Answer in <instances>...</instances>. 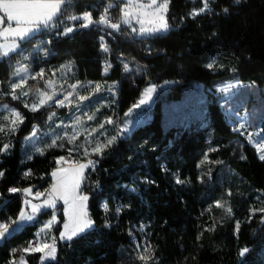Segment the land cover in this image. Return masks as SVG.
<instances>
[{
  "label": "trees",
  "instance_id": "1",
  "mask_svg": "<svg viewBox=\"0 0 264 264\" xmlns=\"http://www.w3.org/2000/svg\"><path fill=\"white\" fill-rule=\"evenodd\" d=\"M72 1L77 6L69 5L68 14L87 9L98 19L100 8L112 0ZM202 6L201 0H169L168 31L132 40L101 24L79 27L80 21L64 35V20L2 58L0 83L5 85L22 53L47 41L46 65L71 63L77 80L117 83V118L136 104L148 84L165 88L151 120L96 155V171L87 169L82 191L93 227L71 239L59 238L56 259L43 262L41 253L23 251L40 227L39 222L28 224L0 244V264H16L20 258L29 264H264V160L206 91L227 80L241 81L237 99L254 124L264 126V0H211L212 15L193 18L190 13ZM103 36L113 51V69L106 74L99 45ZM124 59L143 63L147 74L131 69L124 74ZM0 103L23 116L13 147L8 154L0 151V221L10 222L22 209V191L47 185L56 160L70 154L52 147L25 161L22 139L35 127L45 128L52 112L64 111L55 105L30 111L9 96ZM4 145L0 141V148ZM11 187L19 191L9 193ZM118 205L124 209L121 215L115 211ZM141 221L149 224L146 261L126 233Z\"/></svg>",
  "mask_w": 264,
  "mask_h": 264
},
{
  "label": "rangeland",
  "instance_id": "2",
  "mask_svg": "<svg viewBox=\"0 0 264 264\" xmlns=\"http://www.w3.org/2000/svg\"><path fill=\"white\" fill-rule=\"evenodd\" d=\"M192 1H196V0H192ZM135 2L136 0H133V3ZM199 9H194V10H199ZM129 11L132 13L131 16L133 18L137 17L138 13L133 8L130 7ZM121 17H122V5H121ZM141 18L143 17L141 16ZM76 22L77 21H67L66 27L68 26L74 27L76 26ZM122 25L129 31V33L132 36L137 37L136 32L133 31L130 26H127L124 23H122ZM150 26L151 25L145 23L144 27H150ZM55 28L56 26L50 27L48 28V30L53 31ZM167 31L164 32L166 33ZM160 32L161 31L153 32L151 33V35L154 36L156 34H160ZM48 45L49 44L47 41L39 40L38 44H36L34 48L30 50H25L22 53L21 58L13 64V73L11 79L5 85L0 83V93H3L0 94V99H2V97L5 96L11 97L6 93H8L9 91L10 83L18 82L21 79V76L16 75L18 69L22 67H26L28 69V72L24 73L23 75L29 77L43 70L45 74L43 79H40L39 77H37V79L35 80L31 78L28 79L25 88L26 90L29 91V95L26 97H22L19 100L22 101L23 104L25 102L29 104L36 102L37 100L36 94L38 91H47L48 94L51 95L52 90L47 88L45 81L52 80L55 82V91L59 95H57L53 101H49L44 106L40 107V109L43 107L55 105L58 106L60 109H62L64 112L62 114H59L56 111L52 112L50 114L51 119H49V123L45 128L35 127L34 130L29 135L25 136L22 139L23 157L25 161H29L35 155L43 154L47 149L52 147L66 150L70 155H74L77 157V162L73 164H66L63 157L58 158L56 160V165H57L56 168L52 170V172L48 176L49 182L47 185L42 187L32 186L26 188V189H31V195L26 194L24 192L25 189L21 193L22 206H23L22 210L31 214L33 216V219L23 220V221H19V219H17L18 223L11 224L9 231L11 232L13 228L18 229V227L27 223L31 224L34 222H39L40 227L37 234L38 236L41 235L43 237L41 244L44 243L52 244L51 239L53 236H57L58 239L61 238V234L65 232L64 225L70 224L68 216L66 215L68 205H66L62 199L56 198L54 207H49L48 204L46 203L53 195L51 191L53 185L57 183V180L52 176V173L60 170L62 175H69L72 172V170L77 169L79 165L87 164L89 160H92L96 155H98L92 152V148H94L97 143H105L107 139H110L111 137H116L114 141L115 143L119 135L123 133L129 134L138 126L148 123L151 120V110L155 104L156 98L162 93V90L165 88V87L162 88L155 86L152 83L148 84L143 88L141 95L135 105H137L139 101L143 98L144 92L146 91L147 88L155 87V91L151 94V99L146 104L140 105L139 107H135V105H133L125 113V115H123L121 118H117L113 110V107L117 101V90H118L117 83L77 80L75 71L73 69V65L71 63H64L62 65H46L45 63L48 58V51H49ZM20 49H21V44L18 50ZM13 53H10V55ZM35 63L39 65L37 71L34 70ZM125 64H127L128 68L134 71L137 75L143 76L147 74V69L145 65L141 62L135 63L131 60L124 59L123 66ZM77 84L80 85V87L75 89V93L77 95L72 96V103L70 105H67V102H66L67 106H63V107L55 104V100L62 99L65 94L73 91V89L70 87L71 85H77ZM97 84L100 85L99 91H96L94 87ZM243 87L244 84L241 81L227 80L222 83H219L213 89H207L206 91L210 95H212L213 98L220 104L227 118V121L231 125L233 130L236 133H239L242 137L246 139V141L249 144H251L253 147L256 148V146L253 143L249 142L247 133L254 132L255 130L259 129L260 125L254 124L255 122L252 120L248 110L245 108L242 101L237 99V94L240 92V90ZM22 90L24 89H18L17 94H19V92ZM78 96H84L87 97V99L81 101L78 99ZM5 105L7 106V108H4ZM8 109H14L18 111L16 108H14L13 106L7 103H0V126L5 127L6 129L4 132H0V141L4 142L5 145H8L7 151H2L3 154H8L11 148L13 147V143L16 139V133L18 132L21 125V123H18L14 131L8 130V128L10 127L9 120L12 119V117L9 115ZM53 113L55 114L54 116L52 115ZM89 115H93L95 119L91 121L87 120V116ZM5 117H8V119H5ZM77 119H80L81 121H83V123L76 127H73V125L76 124ZM108 119H111L112 121L111 124L105 123V121ZM245 122H248L251 125V127H248L246 131L240 127L241 124H244ZM101 123L104 124V127L102 129H99V125ZM92 128H97L99 129V131L89 136L86 129L90 130ZM122 129H127V130L122 131ZM76 133H79L77 138L75 140L70 141L69 138ZM252 139L256 140L257 137L253 135ZM53 141H55V143H53ZM85 148L88 149V153H89L88 155L84 154ZM106 148H104L103 151ZM257 154L260 158V153L258 151ZM61 158H63V160H61ZM88 168L89 166L83 170L82 178L80 179L79 188L77 190L78 195L87 196L82 191V183ZM26 173H29V171H26ZM129 189L135 191V189L131 187ZM37 193H39L40 195L37 196L36 195ZM26 200L30 201L31 204L40 205L41 207L39 208V211L33 213L30 205L25 204ZM85 203H86L87 218L91 220L92 223L90 226L85 227L83 231L77 232L76 235L74 236L84 233L93 227V221L89 214L88 199ZM122 207H123L122 205L117 206L115 210L117 215L119 214L121 215L122 212L124 211ZM102 208L104 209L107 215H110V210L106 203L102 205ZM54 217L55 219H53ZM106 225L110 226L111 221H107ZM71 227L72 225L70 224V228ZM148 227H149L148 223L141 221L138 224L130 225L127 228L128 230L126 233L129 234V237L131 238L133 246L137 251L139 257H141V255H147V256L149 255V252L145 253V248L146 247L149 248ZM6 236H10V235H6ZM3 242L4 239L0 240V244H2ZM137 245H139V247H137ZM56 252H57V248H56ZM27 253H41V252L31 251ZM41 255L43 256V253H41ZM55 259H56V254H55ZM55 259L45 258L43 262H49ZM22 262L23 264H29L26 258H20L19 260H17L16 264H22Z\"/></svg>",
  "mask_w": 264,
  "mask_h": 264
},
{
  "label": "snow or ice",
  "instance_id": "3",
  "mask_svg": "<svg viewBox=\"0 0 264 264\" xmlns=\"http://www.w3.org/2000/svg\"><path fill=\"white\" fill-rule=\"evenodd\" d=\"M72 0H0V58L8 57L10 53L16 52L20 48V41H23L33 35L36 31L43 28L55 27L57 22L67 21H80L79 27L87 28L91 24H101L106 25L116 31L120 30L121 22L124 24H129V17L132 13L129 11V7L133 8L137 13V22L141 24V28L139 29L141 34L145 33H153L159 31H167L169 28V23L166 18V13L168 10L169 0H147V2H141V0H136L133 3V0H127L126 6L122 9V17L121 22H112V19L109 17L108 12L112 7V4L109 3L105 8L103 14L99 16L98 19H93L91 12H84L80 15L76 14H68V7L71 4ZM202 7L199 10H194L190 15L195 18L202 13H206L211 11L210 8V0H201ZM239 3V0H236ZM225 12L228 11L227 8L224 9ZM141 16L143 18H141ZM145 23L151 25L150 27H144ZM136 31L135 28L132 29ZM74 31V27L68 26L65 28L62 34L67 35ZM103 50L107 51V46L102 45ZM211 67V65H209ZM125 71H129L128 65H124ZM70 70V68H69ZM107 68H105V74L107 73ZM28 69L26 67H22L17 70L16 75L21 76V79L18 82L9 84V91L6 93L10 95L12 99L19 100L22 97H26L29 95V91L26 90L25 86L27 85L28 79L31 78L33 80L39 77L40 79L44 78V72L41 70L39 73L34 75L26 76L23 75L27 73ZM54 74V73H53ZM45 84L48 89L52 90V94L49 95L47 91H38L36 96V102L31 104L25 102L24 106L29 108L30 111H39L40 107L44 106L47 102L53 101L58 93L55 91V82L52 80H46ZM73 91L68 92L63 96L62 99L55 100V104L63 107L70 105L72 103V96L77 95L75 93V89L80 87V85H71L70 86ZM96 91H99L100 85L97 84L94 86ZM18 89H24L17 94ZM155 91V87H149L144 92L143 98L139 101L135 107H139L140 105L146 104L151 99V94ZM3 94V93H0ZM78 99L83 101L87 99L84 96H78ZM67 102V105H66ZM4 108H7L5 105ZM9 115L12 119L9 120L10 127L8 130L14 131L15 127L18 123L23 122V116L19 111L14 109H8ZM55 115L54 113L52 114ZM51 119V117H49ZM8 119V117H5ZM95 119L93 115L87 116V120L91 121ZM83 121L80 119L76 120V124L73 127H76L82 124ZM105 123L111 124V119L105 121ZM104 124L101 123L99 125V129H102ZM242 129L246 131L248 127L251 125L248 122L241 124ZM97 128H92L90 130L86 129L88 135L91 136L95 132L99 131ZM5 127L0 126V132H4ZM127 129H122V131H126ZM79 133L74 134L70 137V141L75 140ZM255 135L257 137L256 140H253L252 137ZM247 137L250 143H253L257 151L260 153V159L264 160V126H261L259 129L254 132H248ZM116 137H111L107 139L105 143H97L94 148H92V152L96 154L102 153L103 149L114 143ZM55 143V141H53ZM8 145H4L3 148H0V151H7ZM84 154L88 155V149H84ZM63 160V158H61ZM59 163V162H58ZM95 162L89 160L87 164H81L77 169L72 170L69 175H62L60 170L52 173V176L56 178L57 183L52 187L53 195L46 202L49 207L55 206V199L59 198L64 201L66 205H68V209L66 215L68 216L69 222L72 225L70 228V224H65V232L61 234V239L67 238L71 239L72 236L76 235L77 232L83 231L85 227L91 225V220L87 218L86 211V201L88 199L87 196L78 195L77 190L79 188L80 179L82 178L83 170L88 166H94ZM31 173H26V175H30ZM0 176H3V173L0 172ZM178 183L181 181L177 180ZM11 192L19 191L16 188L9 189ZM24 192L28 195H31V189H25ZM37 196L40 194L37 193ZM26 205H30L33 213L39 211L40 205L31 204L30 201H25ZM216 207H223L220 202H217ZM227 212H231L230 208L226 209ZM19 221L23 220H31L33 216L26 211L22 210L19 213L18 217ZM55 219V217L53 218ZM17 220H12L10 222L0 223V240L6 238V235H11L12 232H15L17 229L13 228L10 232L11 224H17ZM238 227V226H237ZM54 239V238H53ZM139 247V245H137ZM25 252L37 251L43 253L41 260L43 261L45 258L55 259L56 248L55 244H40L37 243V246L33 248L31 244L27 249H24ZM150 248H145V253L149 252ZM248 251L247 248L241 251V255H244ZM140 259L147 260L149 257L147 255H141ZM23 264V262H22Z\"/></svg>",
  "mask_w": 264,
  "mask_h": 264
},
{
  "label": "built area",
  "instance_id": "4",
  "mask_svg": "<svg viewBox=\"0 0 264 264\" xmlns=\"http://www.w3.org/2000/svg\"><path fill=\"white\" fill-rule=\"evenodd\" d=\"M111 3L112 4V7L109 9V12H108V15L109 17L112 19V22H121V1L119 0H113L111 2H108L106 5L102 6L100 9H101V14H103L105 8L108 6V4ZM71 7H76L77 6V2L76 1H72L71 4H70ZM90 12L89 10L87 9H84L83 13L84 12ZM206 14L208 15H212V11H209V12H206ZM104 28L108 29V30H114L110 27H107L106 25H102ZM116 31V30H114ZM119 32L121 33V35L123 37H126L128 38L129 40H132V35L129 33V31L122 25V22H121V27H120V30ZM110 34V33H109ZM99 45H100V50L103 54V70L105 72V68H107V73L111 72V70L113 69V51H112V48H111V45L110 43L107 41V39L103 36L101 37V39L99 40ZM102 45H106L107 46V51H104L103 50V47ZM123 73L126 74L128 73V71H125V69L123 70ZM127 137V134L126 133H123L119 136V138L121 140L125 139ZM66 164H73L75 162H77L76 158L71 156V155H66L63 157ZM92 161L95 162L94 166H89L90 170L92 171H96L99 167V162L97 159H92ZM11 188H14V187H11ZM10 188V189H11ZM9 193H14V192H11V191H8ZM0 223H4L3 221H0ZM54 238V239H53ZM42 240H43V237L41 235H36L34 238H32L30 241H29V244H28V247L29 245L31 244V246L33 248H35L37 246V243L39 242L40 244L42 243ZM51 243H54L55 244V248L58 247V237L57 236H53L52 239H51ZM11 262H16V258L14 256L11 257Z\"/></svg>",
  "mask_w": 264,
  "mask_h": 264
},
{
  "label": "crops",
  "instance_id": "5",
  "mask_svg": "<svg viewBox=\"0 0 264 264\" xmlns=\"http://www.w3.org/2000/svg\"><path fill=\"white\" fill-rule=\"evenodd\" d=\"M113 1V0H112ZM119 1H122V9L126 6V4H127V0H119ZM142 2L144 1V2H146L147 0H141ZM130 8V7H129ZM0 15H2V13H0ZM129 20H130V23L129 24H125V25H127V26H130L132 29L133 28H135L136 29V36L137 37H139V38H147V37H151L152 35H151V33H145V34H141L140 33V31H139V29L141 28V24L140 23H138L137 22V17L136 18H133L132 16H130L129 17ZM91 25H89V27H90ZM145 26V25H144ZM50 28V27H49ZM88 28V27H87ZM44 29H48V28H41L40 30H38V31H36L33 35H31L30 37H32V36H34L35 34H38V33H40L42 30H44ZM77 29V27L76 26H74V31ZM73 31V32H74ZM72 33V32H71ZM165 32L164 31H161L160 32V34H164ZM68 34H70V33H68ZM29 37V38H30ZM28 39V38H27ZM26 40V39H25ZM25 40H23V41H20L19 43L21 44L22 42H24ZM4 58V57H3ZM2 60V58L0 59V61ZM23 207V206H22ZM22 210V209H21ZM21 212V211H20ZM19 217V216H18ZM18 219V218H17ZM16 219V220H17ZM30 224V223H29ZM26 225H28V223L27 224H24V225H21L20 227H18V229L14 232V233H12L11 235H13V234H16V233H18L19 231H21L22 230V228L24 227V226H26ZM39 230V229H38ZM37 233H38V231H37ZM36 233V235H38ZM10 235V236H11ZM10 236H6V238H8V237H10ZM5 238V239H6ZM4 239V240H5Z\"/></svg>",
  "mask_w": 264,
  "mask_h": 264
}]
</instances>
